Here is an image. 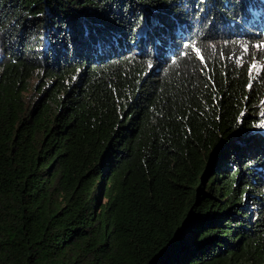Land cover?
Here are the masks:
<instances>
[{"label":"trees","instance_id":"1","mask_svg":"<svg viewBox=\"0 0 264 264\" xmlns=\"http://www.w3.org/2000/svg\"><path fill=\"white\" fill-rule=\"evenodd\" d=\"M263 59L264 0H0V264H264Z\"/></svg>","mask_w":264,"mask_h":264},{"label":"rangeland","instance_id":"2","mask_svg":"<svg viewBox=\"0 0 264 264\" xmlns=\"http://www.w3.org/2000/svg\"><path fill=\"white\" fill-rule=\"evenodd\" d=\"M257 68H259L260 70L264 71V59L263 60H259L258 63H257ZM35 82V81H34ZM256 128L258 131H255L254 133L256 132H259V131H264V119L261 120L258 124H256Z\"/></svg>","mask_w":264,"mask_h":264},{"label":"snow or ice","instance_id":"3","mask_svg":"<svg viewBox=\"0 0 264 264\" xmlns=\"http://www.w3.org/2000/svg\"><path fill=\"white\" fill-rule=\"evenodd\" d=\"M190 48L192 50V53L195 54L201 62L205 61L204 55L200 54L201 49L199 47H197L195 44H192L190 45ZM245 50H247V46H245Z\"/></svg>","mask_w":264,"mask_h":264},{"label":"water","instance_id":"4","mask_svg":"<svg viewBox=\"0 0 264 264\" xmlns=\"http://www.w3.org/2000/svg\"><path fill=\"white\" fill-rule=\"evenodd\" d=\"M234 168H232V170H233Z\"/></svg>","mask_w":264,"mask_h":264}]
</instances>
